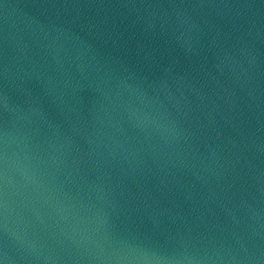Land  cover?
Masks as SVG:
<instances>
[{"label": "water", "instance_id": "95a60500", "mask_svg": "<svg viewBox=\"0 0 264 264\" xmlns=\"http://www.w3.org/2000/svg\"><path fill=\"white\" fill-rule=\"evenodd\" d=\"M0 264H264V0H0Z\"/></svg>", "mask_w": 264, "mask_h": 264}]
</instances>
